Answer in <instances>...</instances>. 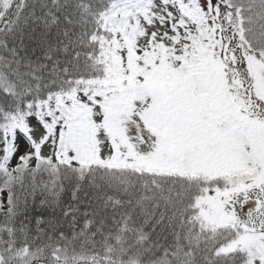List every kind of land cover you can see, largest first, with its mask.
Masks as SVG:
<instances>
[{
  "label": "snow or ice",
  "instance_id": "obj_1",
  "mask_svg": "<svg viewBox=\"0 0 264 264\" xmlns=\"http://www.w3.org/2000/svg\"><path fill=\"white\" fill-rule=\"evenodd\" d=\"M0 264H264V0H0Z\"/></svg>",
  "mask_w": 264,
  "mask_h": 264
}]
</instances>
